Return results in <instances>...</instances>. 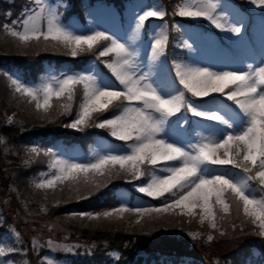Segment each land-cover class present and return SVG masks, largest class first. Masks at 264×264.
<instances>
[{
	"label": "snow or ice",
	"instance_id": "6c2138e0",
	"mask_svg": "<svg viewBox=\"0 0 264 264\" xmlns=\"http://www.w3.org/2000/svg\"><path fill=\"white\" fill-rule=\"evenodd\" d=\"M36 3L39 11L31 14L25 10L23 30L11 31V36L16 37L22 45L41 39L56 42L69 49L73 58L81 53L93 52L94 47L102 41H110V46H105L99 56L115 57L106 67L122 87H116L114 82L102 83L89 74L53 77L55 86L45 82L40 87L30 86L19 78L9 76L14 91L35 101V109L38 112L43 110L44 115H48L53 106V97L59 99L67 94L72 99L75 86L83 85L84 102L76 119L65 126L83 131L85 127L94 125L110 130L113 138L125 143L123 151H107L94 162L56 158L51 163L54 169L51 178L42 179L35 183V187L53 189L65 181L78 182L82 174L103 177L110 175L118 165L121 171L136 179L150 175V182L138 186L136 190L146 197L159 199L160 204L124 205L97 216L110 218L134 213L142 217L154 213L172 214L173 210H179L176 214L187 217L198 215L201 224L207 221L210 228L217 229V209L225 216L234 209L237 218L242 212L244 220L264 237V60L255 66L248 64L247 70L218 71L209 70L207 66L176 62L175 77L170 76L166 87L154 78L157 69L150 66L147 71L144 70L145 66L133 46L136 40L130 37L125 42L111 33L98 30L80 32L75 26L64 25L55 9L41 6V0H36ZM253 3L264 6V0H253ZM217 8L214 0H188L175 15L203 18L216 29L239 34L240 27L232 24L225 26L220 22ZM165 15L164 10L149 6L135 18L133 35L138 39L150 18L163 20ZM42 22L46 30L42 28ZM166 27V24L160 26L162 31ZM165 43L166 37L150 44V65L161 63V58L165 56ZM181 86L185 91L180 90ZM186 93L192 97H209L215 106L209 100L197 104L188 99ZM221 97L224 101H231L235 109L231 105L216 104ZM221 107H225L230 115H225ZM108 111L118 114L103 121L92 115H102ZM187 112L202 121L215 122L209 135H201L195 143L173 139L166 131V125L180 128L181 120L187 122ZM178 113L181 114L179 117ZM64 114L70 113L66 111ZM173 117L177 118L175 122L171 119ZM0 143H4V140L0 139ZM37 152V148H31L30 159ZM231 170L239 172L233 173ZM158 172L164 175H158ZM107 182H98L96 189L107 186ZM252 182L259 185L258 190ZM73 215L96 218L91 213ZM192 238L196 239V236L193 234ZM207 241H213V236L208 235Z\"/></svg>",
	"mask_w": 264,
	"mask_h": 264
},
{
	"label": "trees",
	"instance_id": "16d2710c",
	"mask_svg": "<svg viewBox=\"0 0 264 264\" xmlns=\"http://www.w3.org/2000/svg\"><path fill=\"white\" fill-rule=\"evenodd\" d=\"M61 18L77 16L82 22L86 9L93 2L111 3L120 8L124 0H61ZM166 15L163 19L167 24V40L165 52L170 61L173 52L182 53L177 44L178 28L174 22H190V18H182L178 11L180 0H160ZM240 7L247 2L232 0ZM30 0H0V166L8 173L0 177V244L7 235L10 226L19 220L26 221L28 229L41 227L47 230L57 227L53 242L74 239L77 235L83 249L77 252L54 250L57 257H67L70 264H261L264 262V237L258 230L245 221L242 215L237 218L235 210L225 216L217 209V229L194 220H179L173 214H164V223H158L154 215L146 217L141 228L128 231L116 220L105 218L102 214L118 204L115 189L122 185L125 174L114 168L110 175L81 176L72 190L65 188L57 195L35 187V179L40 177L50 163L41 145L48 136H60L72 140L73 134L65 133L72 120L76 118L80 105L83 103L82 86L77 85L72 99L65 94L58 102L53 103L48 115L37 111L26 97L14 91L9 79L10 72L22 74L25 78H38L46 66L58 68L64 60L71 59L67 48L56 42L29 41L22 45L16 37L11 36V28L18 27ZM243 10V8H241ZM250 16V15H249ZM200 19V18H199ZM14 22H16L14 24ZM248 29H246L247 31ZM102 41L94 47L93 52L81 53L73 60L97 56L106 46ZM72 60V61H73ZM70 114H64L65 112ZM115 112H104L93 117L103 121L112 117ZM108 129H100L94 125L85 127L83 136L91 143L98 135H109ZM109 137V136H108ZM37 148L32 154L29 150ZM27 161V163H25ZM142 176L139 180L146 178ZM100 181H108L107 186L96 189ZM136 181V179H135ZM76 184H73V186ZM88 197V198H85ZM153 205L160 200L150 198ZM91 213L96 218L81 217L73 214ZM224 217V219H219ZM241 228L243 230H241ZM67 233V237L64 235ZM221 233H224L221 235ZM193 234L196 239H193ZM212 235L213 241L208 242L207 236ZM29 236V235H28ZM91 236V237H90ZM94 240L91 244L90 239ZM133 240L135 247L132 246ZM191 240V244L188 241ZM203 242V243H201ZM0 248V261L11 259L13 264H45L40 254L44 244L30 245L22 234L16 239H9ZM116 251L112 256L110 251Z\"/></svg>",
	"mask_w": 264,
	"mask_h": 264
},
{
	"label": "rangeland",
	"instance_id": "374dc122",
	"mask_svg": "<svg viewBox=\"0 0 264 264\" xmlns=\"http://www.w3.org/2000/svg\"><path fill=\"white\" fill-rule=\"evenodd\" d=\"M31 5L29 8H26L29 13L35 14V12L39 11V6L36 3V0H31ZM248 3L244 6V9L252 10V7L256 9V7H261L264 9V6H258L257 3H253V0H241V2H247ZM188 0H180V3L178 5V11L181 6H183L185 3H187ZM214 2L217 3V14L221 16V23L225 24V26L232 24L235 26H238L241 28V32L239 34H234L231 32L222 31L220 29H216L210 21H205V23L216 30H218L222 37L230 42V46L232 48V51H227L219 42L216 35L208 30H202L198 25L194 24H186L183 22H176V25L181 28L183 32V37L181 38V41L185 47L186 50V57H181L177 52H173L172 56L170 57L171 61V68L169 66V61L166 60V57L161 58V63L159 65H150L149 63V54L151 52L150 44L155 42L156 39H163L166 37L167 30L164 29L161 30L160 26L164 25L163 20H157L156 18H150L146 22L145 28L141 31L139 34V38L137 39L132 32V29L135 25V18L142 14L143 10H147L149 6L157 7L161 10H163L162 2L160 0H124L121 7H113L111 3L105 4L103 2H94V4L87 8L85 19L84 21H80L78 17H69L68 20L64 21L61 18V4L63 3L61 0H41V6H44L46 8L55 9L61 22L64 25L67 26H75L76 29H78L80 32H89L90 30H98V31H104L106 33H111L115 37L119 38L122 41L127 42L129 38L131 37L133 40H136V43L133 45L137 52L139 53V59L143 62L145 68L144 70L147 71L148 67H153L154 69H157V71L154 72V78H157L160 83L164 86H168L169 79L171 77H175V67L174 63L179 62L182 65L188 64L192 66H207L209 70L212 71H218V70H231V69H240V70H247V65L252 64L253 66L258 65L261 60H264V19L257 14H254V22L249 26V31H251V35L255 43L257 44V49L254 51V55H252V52L248 49L246 45V38H245V25H246V14H244L243 10H239L236 5L231 2L230 0H214ZM2 3H0V6ZM25 18V12L24 16L21 19V23L18 27L12 26V23L9 24L8 29L9 31H22L23 30V24L22 21ZM192 19V18H190ZM199 19V18H196ZM11 28V30H10ZM42 28L46 30V25L42 22ZM106 46H110V41L106 43ZM68 51V56L70 55V50L67 49L66 53ZM257 54V55H256ZM237 58L241 63H237L235 60ZM115 57L111 55V57L104 61L102 67L99 66V62H96L93 59H90V61L85 65V67L81 70H70L68 69V60H64L59 67V69L52 68L48 66L45 69L44 75L42 77H38L36 81H31L29 78H25L22 76V74L17 72H10L9 76L19 78L20 80L26 82L28 85L33 87H40L45 82L53 83L55 86V81L52 80L53 77L56 78H62L63 76L72 74H89L93 75L98 78L102 83H109L112 82L115 83L116 87H122L119 85V82L115 80V77L111 76V70L106 67L108 63H112ZM166 61V63L164 62ZM107 70V71H106ZM109 77H111V80H109ZM178 83V81H177ZM82 91L83 90V85ZM181 91H185L181 86ZM83 96V102H84V95ZM186 96L188 99L191 98L190 93H186ZM212 96H215L212 94ZM63 97V96H62ZM60 97L59 99H61ZM28 102L32 103L33 107L35 108V101H31L30 98L26 97ZM196 98V97H195ZM56 97H53L51 100V103H56L58 100ZM210 101V104H212L210 98L208 99ZM194 102V101H193ZM199 104L200 102H195ZM216 104L220 105H231L233 109H235V105L229 101H224V99L221 97L220 101H217ZM127 105V102L126 104ZM212 106H215V104H212ZM43 111V110H41ZM184 110H182L183 112ZM221 111L225 112V115H230V112L225 108L221 107ZM238 111V110H237ZM190 113V112H189ZM97 113H94L96 115ZM118 114V113H116ZM115 114V115H116ZM93 115V114H92ZM181 114H177L179 117ZM188 116V114L186 113ZM76 119V118H75ZM74 119V120H75ZM174 122L176 121V117L171 118ZM72 120L71 122H73ZM102 121V120H101ZM70 122V123H71ZM69 123V124H70ZM181 127L180 128H173L169 126L166 127V131H168L169 136L173 139H176L178 141H188L191 140L193 143H195L197 140L200 139V136H207L209 133L213 130L212 125L215 124L214 121H202L201 118L193 117L192 119V125L191 128L194 131V135H187L185 134L184 130L186 129L187 122L181 120ZM67 130H71L73 132H79L77 130L71 129L69 127L66 128ZM109 136V138H107ZM104 136V135H98L93 142L90 150L87 152H84L79 145L72 144L71 146L63 145L60 138L54 139L55 142H58L53 150H52V158L50 159V163L48 167L46 168V172H44L39 179H35V182H41L42 179H50L51 174L54 172V169L51 168V163L56 158H64L69 159L73 161H95L100 155H103L107 151H123V145L118 144L117 141H113L110 138H113L110 135ZM131 143V142H129ZM3 143H0V146H2ZM175 163V162H170ZM1 167V166H0ZM119 168V166H116ZM115 167V168H116ZM159 167V166H158ZM212 168L213 166H208ZM216 171H222V169H215ZM113 171V170H112ZM111 171V172H112ZM233 173H238L239 170H231ZM6 174V177L8 176V173L5 169L0 168V177L3 174ZM158 175H164V173H157ZM96 176L91 173L87 175H81V176ZM124 181H129L131 179H134L133 176L125 174ZM242 175V174H241ZM80 176V177H81ZM82 178V177H81ZM234 178H236L234 176ZM151 176L149 175L148 179L144 182H137L131 185L132 190L136 191L135 195H132L130 190L126 189L125 187H119L116 190L117 197H118V204L110 209H107L105 211H110L116 207L120 206H129L134 207L136 205L144 204V205H153L151 203V200L149 197L144 196L142 193L138 192L136 189L138 186L146 185L148 182H150ZM253 183V182H252ZM73 184H76L73 186ZM255 185V189H259V185L253 183ZM79 186L77 182H69L65 181L63 184H57V186L53 189H48L52 194L57 195L59 192L64 190L65 188H69V190L74 189L75 187ZM47 191L46 189H40ZM257 198H259V195H257ZM158 206V205H157ZM198 211V210H197ZM179 210H173L172 214L176 217L175 222H179V220H194L201 224L199 222V216L196 215L194 217H187L178 215ZM152 215H154V219L158 223H164V214H145L144 216H138L134 213H124L120 217H110L113 220H116L117 223H119L123 228L127 229L128 231H131L132 229H135L137 231V228H141L142 222L146 217L150 218ZM139 220L140 223H136V221ZM203 224L208 225V222L205 221ZM10 226L9 231L7 235L1 240L3 243L5 241L7 242L9 239H16L20 234H22L23 237H27V241L30 243V245H34L33 241H35V244H44L46 249L43 248V252L40 254L42 262H45V264H69V259L67 257L61 256L57 257L54 250L58 251H66V252H77L83 249V243H81L79 236L74 237V239L67 241L66 239H61L60 242L56 243L53 242L51 238L54 237L56 231H60L57 229V227L50 228L47 230H40L38 235H34L33 232H29L25 228L20 229L21 232L15 230V228H11ZM26 227V225H24ZM29 235V236H28ZM67 233L64 235V237H67ZM91 237V236H90ZM89 239L91 240V238ZM54 239V238H53ZM203 243V242H201ZM4 246V245H3ZM3 246H0L2 248ZM110 254L114 256L116 254V251L112 250L110 251ZM0 264H13L11 259H6L0 261ZM112 264V262H110ZM185 264V263H183ZM190 264V263H186ZM264 264V262L262 263Z\"/></svg>",
	"mask_w": 264,
	"mask_h": 264
},
{
	"label": "water",
	"instance_id": "95a60500",
	"mask_svg": "<svg viewBox=\"0 0 264 264\" xmlns=\"http://www.w3.org/2000/svg\"><path fill=\"white\" fill-rule=\"evenodd\" d=\"M19 226H23L25 224L24 220H19L18 221ZM91 241H93V239H91Z\"/></svg>",
	"mask_w": 264,
	"mask_h": 264
}]
</instances>
